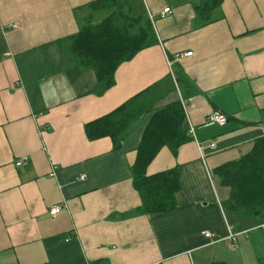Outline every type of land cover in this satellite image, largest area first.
Masks as SVG:
<instances>
[{"label":"crops","instance_id":"crops-1","mask_svg":"<svg viewBox=\"0 0 264 264\" xmlns=\"http://www.w3.org/2000/svg\"><path fill=\"white\" fill-rule=\"evenodd\" d=\"M96 1L0 0V264H264V221L227 215L229 190L214 174L264 137V0H222L206 24L200 0H130L157 42L121 63L103 94L70 54L85 22L100 21ZM142 92L155 108L180 101L194 132L146 169H178L168 213H138L131 179L151 114L116 149L84 132ZM212 113L227 122L207 123Z\"/></svg>","mask_w":264,"mask_h":264},{"label":"trees","instance_id":"trees-1","mask_svg":"<svg viewBox=\"0 0 264 264\" xmlns=\"http://www.w3.org/2000/svg\"><path fill=\"white\" fill-rule=\"evenodd\" d=\"M221 3L222 0H200L196 12L204 24L211 22L212 12ZM89 7L106 15L97 24L91 19L85 22L70 39V54L78 66L94 71L99 83L98 94H103L114 85V73L121 63L157 41L149 18L142 12L136 13L130 0H98ZM176 83L179 89L185 88L187 80L181 74L176 75ZM191 94L194 90L190 87ZM142 95L143 92L87 123L84 132L90 141L110 138L116 149L135 125L151 114L136 150L131 179L141 201L138 213H168L177 207L178 169L153 175H147L146 169L162 148L166 147L176 156L178 149L192 138L185 128L186 117L180 101L155 108V101L148 105L139 102ZM214 174L229 190L225 203L227 215L264 221V137L255 140L251 150L239 160L217 167Z\"/></svg>","mask_w":264,"mask_h":264},{"label":"built area","instance_id":"built-area-1","mask_svg":"<svg viewBox=\"0 0 264 264\" xmlns=\"http://www.w3.org/2000/svg\"><path fill=\"white\" fill-rule=\"evenodd\" d=\"M166 14H170V9L169 8H166L163 10L162 12V15L161 17H163L164 15ZM191 53H187L185 54V56H190ZM176 57H179L178 55ZM173 62L171 60L168 61V66H172ZM206 121L207 123H215V124H218V125H224L226 122H227V118L226 116L220 114V113H212L210 114L207 118H206ZM189 134L190 135H194V132H193V129H191L189 131ZM21 163V161L17 162L15 165L16 166H19ZM62 211V206L60 205H55L53 207H51L48 211L49 215L51 217H54L56 216L57 214H59L60 212ZM204 236L206 238H210L211 235L209 233H204ZM226 241H229L230 242V247L232 249H236L237 247V243H236V238H235V235L230 231V228H229V232H228V236L225 238Z\"/></svg>","mask_w":264,"mask_h":264},{"label":"rangeland","instance_id":"rangeland-1","mask_svg":"<svg viewBox=\"0 0 264 264\" xmlns=\"http://www.w3.org/2000/svg\"><path fill=\"white\" fill-rule=\"evenodd\" d=\"M95 15H97V19L101 20L102 17H104L106 15V13H99V12H95ZM98 21V20H97Z\"/></svg>","mask_w":264,"mask_h":264}]
</instances>
